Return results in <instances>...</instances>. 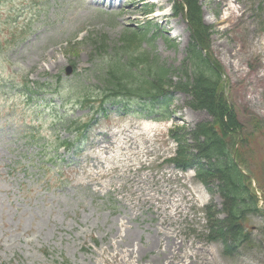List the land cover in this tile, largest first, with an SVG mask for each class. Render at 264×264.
Wrapping results in <instances>:
<instances>
[{"label": "rangeland", "instance_id": "374dc122", "mask_svg": "<svg viewBox=\"0 0 264 264\" xmlns=\"http://www.w3.org/2000/svg\"><path fill=\"white\" fill-rule=\"evenodd\" d=\"M160 4L168 20L151 0H0V264H264V0ZM138 30L146 40L126 44ZM142 54L137 69L167 70L160 109L97 105L105 62ZM204 61L226 84L224 121L187 87ZM26 79L53 91L28 100ZM91 113L77 149L56 156L57 136L74 138L64 125ZM231 124L256 210L221 172ZM202 126L217 133L214 155Z\"/></svg>", "mask_w": 264, "mask_h": 264}, {"label": "trees", "instance_id": "16d2710c", "mask_svg": "<svg viewBox=\"0 0 264 264\" xmlns=\"http://www.w3.org/2000/svg\"><path fill=\"white\" fill-rule=\"evenodd\" d=\"M138 31H134L130 34V36L124 38V41L127 40L126 44L130 42L136 45V42L141 43L142 41L146 40V34L143 33V30H138ZM195 36L196 35H194V37ZM194 39L197 40V37ZM136 59H138L139 62L143 63L145 57L143 56V54L132 56V58L126 63V65L124 64L121 65L120 62H117V64L111 68L109 66L110 64L109 63L106 66L107 69L104 67L103 68L105 69L104 71H102V69L99 70V73L101 75L98 76V80L100 84L101 83L103 84V85L101 84L102 85L101 89L103 90V93L106 94L105 96L116 95V94L136 95L144 98H152V101L155 102L157 97L159 95H162L161 91H162V87L166 84L167 70L164 69L154 70L152 68L150 69V71L148 70L144 71L137 69V67H134ZM207 64H208L207 61H204V64L203 63L196 64L194 70L196 77V84L191 86L187 84L188 85L187 87H189L190 89L195 88V91H197L200 94H202V91L204 93L206 92L207 94L210 93L209 94L211 95L210 98L212 97L213 100L215 99V102L213 101L214 103L212 102V104L214 106H216L215 103L218 104V107L216 108L218 119L220 121H224L223 117L227 116L230 113L229 112L230 108L226 106V100L224 99V95H223V86H222V82L220 81V73L218 72L217 69H215V67H212L213 65L210 67V65ZM128 73L132 77H130ZM218 90H219V94H218ZM163 115L165 116V113H163ZM238 128L241 129V126L231 124L225 127L224 129V133L229 135L230 138V142H229L230 146L228 147V139H227V145L225 146V151L228 155L227 157L229 164L227 167H224L223 169L221 168V172L228 175L229 190H231L233 186L236 187L237 184L238 189H236V191L238 192L239 190L242 189L241 192L245 196L249 194V196L252 199V201L250 202L251 208L256 210L257 208L256 202L252 197L254 195L249 190V185L250 182H252V180L249 176L241 173L238 164L244 166V163H236L240 161L238 160L237 155L235 159L232 158L231 148L235 144L234 139L238 137L237 134ZM201 132L203 133L205 142L207 144V148L208 150H210V154L214 155L218 144V140L216 139L217 138L216 131L212 127L202 126ZM182 164L186 165L185 163ZM250 171L252 174L254 173L252 172V170ZM246 181H249V183ZM261 190L264 193L263 186L261 187Z\"/></svg>", "mask_w": 264, "mask_h": 264}, {"label": "bare ground", "instance_id": "6f19581e", "mask_svg": "<svg viewBox=\"0 0 264 264\" xmlns=\"http://www.w3.org/2000/svg\"><path fill=\"white\" fill-rule=\"evenodd\" d=\"M90 1H91V2H99L100 0H90ZM151 1H153L154 3H157V7H156L157 9H156V11L153 13L152 18L161 17V18H164V20H168V19L165 18L166 14L160 12V7L162 6V5L160 4V0H151ZM235 8H236V7H232V5H230V6L228 7L229 11L227 12V16L225 17V19L229 20V18L232 17V15H231V10H234ZM129 12H130V9L127 7V8L125 9V13H129ZM102 92H103V90L100 89V90H99V93H102Z\"/></svg>", "mask_w": 264, "mask_h": 264}]
</instances>
